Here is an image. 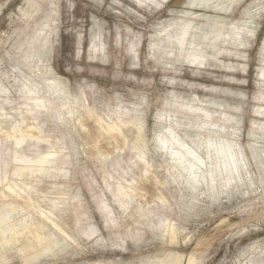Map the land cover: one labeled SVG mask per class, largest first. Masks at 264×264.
<instances>
[{"label": "rangeland", "instance_id": "374dc122", "mask_svg": "<svg viewBox=\"0 0 264 264\" xmlns=\"http://www.w3.org/2000/svg\"><path fill=\"white\" fill-rule=\"evenodd\" d=\"M0 86V213H48L74 241L35 255L4 233L3 264L264 262V0H0ZM219 140L248 170L211 190L162 148L209 166Z\"/></svg>", "mask_w": 264, "mask_h": 264}, {"label": "bare ground", "instance_id": "6f19581e", "mask_svg": "<svg viewBox=\"0 0 264 264\" xmlns=\"http://www.w3.org/2000/svg\"><path fill=\"white\" fill-rule=\"evenodd\" d=\"M231 1V0H230ZM217 6H221V4H218ZM216 6V7H217ZM214 6V8H216ZM213 10H217L214 9ZM222 8V7H221ZM222 11V9H219ZM24 12V11H23ZM188 26L186 25L184 27L183 24V31L181 30V28H179L182 32L180 34H178L179 36H176L178 39V43H180L181 45H185V41H186V34L188 32V30L190 29L189 27V23H187ZM225 28V27H224ZM231 30V28H229ZM233 32H235L236 37L237 34L239 33V31H241L240 29H236L232 28ZM246 30V28H243ZM179 30V31H180ZM194 30V28H193ZM191 30V31H193ZM216 30V29H215ZM228 30V29H227ZM219 33L216 34L217 37H214V39H218L221 36L220 31L218 30ZM236 31H238V33H236ZM214 32V30H213ZM193 33V32H192ZM215 33V32H214ZM217 33V32H216ZM229 33V32H228ZM234 34V33H233ZM234 34V35H235ZM243 34V33H242ZM241 34V35H242ZM245 34V33H244ZM243 34V35H244ZM248 34H252V32L248 31ZM225 35V34H224ZM242 35V36H243ZM212 37V38H213ZM233 38L227 36L225 40H229L230 42L237 39V38ZM223 38V37H221ZM224 39V38H223ZM30 89V88H28ZM26 90L25 92H22V94L29 96L27 98V100L32 103V106L34 108H41L43 107L41 105V103L43 102L38 96L36 97L35 95H38L36 91L33 90ZM50 92L52 94H56L58 91L56 88H50L49 89ZM6 91L0 86V94H5ZM24 98V97H23ZM8 105V101H5L4 103H0V140L1 137L6 138L7 135H10L8 132L5 131V125L8 124L10 121H8V117L5 113L4 108ZM31 107H29L30 109ZM28 109V108H27ZM32 109V108H31ZM34 110V109H33ZM7 112V111H6ZM31 112V111H30ZM19 125V124H18ZM22 125V124H20ZM16 126V125H15ZM14 127V126H13ZM20 128V127H19ZM16 129V128H15ZM8 131V129H6ZM11 130V129H10ZM13 130V129H12ZM20 131V130H19ZM110 132V130H109ZM12 133H16V131H11ZM20 134V133H19ZM22 135V134H21ZM16 136V135H15ZM12 137V141L17 142L18 139L17 137ZM20 136V135H19ZM11 137V136H9ZM8 137V138H9ZM220 137V136H219ZM218 138V137H217ZM10 139V138H9ZM8 139V140H9ZM22 139V138H21ZM2 141H0V147H1ZM179 144L177 141H164V143L162 144V148H164L165 151L170 152V156L172 155L173 157H170L172 159V162H178V164L181 165V170L182 172L186 173L187 179H186V183L191 186L192 190H197V188H199L200 186L203 187L202 185H206V186H215V188L218 186L219 184V188H220V183L224 184L225 181L227 183H233V181H236V179H239V173L242 174H247V167H246V163L243 157H236L235 154V147L232 144L227 143V141L225 140H219L217 144H215L214 148V152L211 155V157H208V161L209 160H215L214 162L212 161V163H210L209 166H207L206 162L197 159L196 157H194L192 154H189L188 151H179L176 148H172L174 145ZM7 145V144H6ZM178 146V145H177ZM181 146V145H179ZM175 147V146H174ZM2 148V147H1ZM0 148V149H1ZM2 151V150H1ZM5 152V151H4ZM3 152V153H4ZM1 153V152H0ZM214 157V158H212ZM257 157H264V155H259ZM264 159V158H263ZM259 160V159H258ZM41 161V160H40ZM264 164V161L262 162ZM241 171V172H239ZM181 175V173L179 174ZM62 176V175H61ZM182 177V176H181ZM225 183V184H227ZM1 184V183H0ZM224 184V187H226V185ZM13 185V184H12ZM228 185V184H227ZM7 190L9 193L17 195L14 197H17L18 199L21 196V194H16V192L13 190V188H11L10 186H7ZM206 189V188H205ZM208 189V188H207ZM210 189V187H209ZM222 189H224L222 187ZM211 190V189H210ZM19 191V190H18ZM21 191V190H20ZM203 191V190H202ZM201 191V192H202ZM214 191V189H213ZM24 192V190H23ZM204 193V192H203ZM22 195L24 196V194L22 193ZM27 195V194H26ZM12 197V195H11ZM25 197V196H24ZM28 198V197H27ZM21 199V198H20ZM13 200V199H12ZM23 200V199H22ZM26 200V199H25ZM30 200V199H29ZM21 201V200H20ZM14 202V201H13ZM17 202V201H16ZM24 202V200H23ZM67 202V201H66ZM65 201H61L62 204L66 203ZM11 203V202H10ZM9 203V204H10ZM32 203V202H31ZM4 205V204H3ZM7 205V204H6ZM33 205V204H32ZM9 206L8 209L4 212L0 213V241L3 238L4 233H11L12 236L8 238V241H3L4 244H8L9 242H11L12 244H8L7 246L11 248L12 245L18 244V242L23 238L25 235H28V238H31L30 241L25 245L27 251H33L35 248H37L39 250V252L35 251V255H39L42 252L43 253H50L52 254L54 252V248L56 247V240L61 241L62 243H64L65 245L68 244V246L70 245V242L73 243V239L72 237H70L62 228V226H60L59 223L55 222L54 220H52L50 218V215L48 213L42 212V211H38L39 216L42 217V221L46 222L45 225L42 223L41 225H36L34 226V228H31L29 226V224L26 223V219L25 217H18V219L13 223H9V220H11V218L13 216H16V213L18 212L19 208L12 205V203ZM18 206V204H17ZM27 206V204H26ZM6 207V206H5ZM22 207V206H21ZM20 207V208H21ZM28 207V206H27ZM33 207V206H32ZM34 208V207H33ZM37 208V207H36ZM122 208H124V206H122ZM22 209V208H21ZM39 209V208H38ZM37 209V210H38ZM35 209H33L34 211ZM42 210V209H41ZM104 210V209H103ZM107 210V209H105ZM21 211V210H20ZM103 212V211H102ZM108 212V211H107ZM20 213V212H19ZM104 213V212H103ZM102 213V214H103ZM105 214V213H104ZM24 216V215H23ZM37 216V215H36ZM44 219V220H43ZM41 221V222H42ZM37 224V223H36ZM39 224V223H38ZM171 224V223H170ZM170 224H164L163 226V234L167 235V237L170 240V243H174V238H175V230L174 227H172ZM49 227H52V229H50ZM50 229V230H49ZM46 231V232H44ZM25 240V239H24ZM55 241V242H54ZM58 243V242H57ZM59 244V243H58ZM60 245V244H59ZM3 244L0 243V247H2ZM24 248V247H23ZM40 248V249H39ZM60 250H62V248H60ZM20 253V252H19ZM24 253V251H23ZM33 253V254H34ZM42 253V254H43ZM27 254V253H26ZM41 254V255H42ZM33 255V256H35ZM29 256H32V254ZM182 257L179 256L178 254H168L165 257H163L162 259H157L155 262L153 263H148V264H182ZM0 264L5 263V260L0 258ZM194 260L192 257H190L188 259L187 264H193ZM264 261V259H261ZM250 264H264V262H250Z\"/></svg>", "mask_w": 264, "mask_h": 264}]
</instances>
